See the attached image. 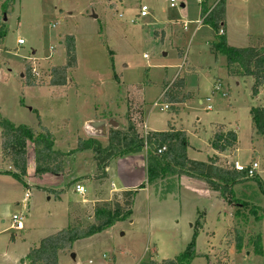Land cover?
<instances>
[{
    "label": "rangeland",
    "instance_id": "obj_1",
    "mask_svg": "<svg viewBox=\"0 0 264 264\" xmlns=\"http://www.w3.org/2000/svg\"><path fill=\"white\" fill-rule=\"evenodd\" d=\"M200 1L174 0L171 7L169 0H0L5 29L0 117L35 133L50 132L53 148L61 151L74 149L79 137L106 145L107 134L92 122L109 131L110 122L122 129L129 117L144 135L145 129L166 130L170 121L185 132L186 156L198 161L215 153L209 138L218 124H225L236 132L237 148L219 154V164L256 161L257 179L264 184V139L254 136L250 114L252 107L264 105V85L253 96L251 77L227 74L225 54L211 46L216 41L212 28L198 24L209 13L201 14ZM203 1L209 7L220 0ZM222 1L226 44H260L264 0ZM141 4L148 7L142 17ZM67 35L74 38L76 65L67 70V85H48L51 66L66 62ZM26 63L43 83L25 84ZM176 75L184 77L183 92L192 95L177 114L159 109L165 103L162 92ZM217 81L219 90L213 86ZM25 148V174L18 178L13 167L8 170L0 147V264H26L29 249L44 237L71 224H96L93 208L111 201V183L137 190L129 217L74 241L58 264H146L173 259L188 248L195 253L189 264H264V254L254 252L253 245L258 239L264 250V196L257 180L235 183L232 193L238 200L231 201L188 174L148 182L146 147L128 158L133 166L114 160L103 177L96 174L90 151L64 160L69 174L37 176L34 146L27 141ZM76 184L85 189L83 195L74 191ZM13 214L21 217L23 229L10 227Z\"/></svg>",
    "mask_w": 264,
    "mask_h": 264
},
{
    "label": "trees",
    "instance_id": "obj_2",
    "mask_svg": "<svg viewBox=\"0 0 264 264\" xmlns=\"http://www.w3.org/2000/svg\"><path fill=\"white\" fill-rule=\"evenodd\" d=\"M201 14L208 10L203 0ZM224 3L217 2L209 13L204 16L203 23L210 25L216 37L211 46L225 54L226 71L229 76H245L253 79L252 95L258 93L264 84V33L261 42L255 46H230L226 44L224 34L219 30L224 25ZM0 26V42L5 33ZM158 32H154L157 35ZM65 43L66 62L61 66H51L48 72L47 84L63 87L68 84L67 70L75 67L74 38L67 35ZM23 79L25 84L34 85L44 81L37 78L31 72L29 63L25 64ZM185 89L184 77L175 76L172 82L166 86L161 99L168 104V109L173 113H179V105L192 97ZM251 123L254 136L264 139V105L251 108ZM167 129L163 131H147L144 135L138 132L136 121L127 119L124 128H110L108 142L102 146L94 137H79L74 149L68 151L53 148V137L50 132L40 130L35 133L32 128L24 125H15L8 119L0 117V147L2 159L9 162L8 170L14 168L13 175L20 178L25 174L26 142L30 141L35 150L34 173L40 176L43 173L69 174L64 165V160L76 152L90 151L96 169L100 177L106 175L105 168L116 157L138 154L146 147V174L147 181L152 182L162 179L168 174H188L202 179L207 188L218 193L224 201L235 199L232 187L243 180H257L261 194L264 196V184L257 179V175L246 177L241 171L233 168V161L227 166L219 164V154L234 153L237 148V134L228 129L224 124L212 131L208 146L215 152L206 161L189 159L186 156V135L181 129H175L170 121ZM165 146V150L158 154L157 148ZM75 181H72L74 183ZM137 190L128 189L114 192L111 201H105L101 205L94 206V220L96 224L81 227L79 224H71L68 228L61 229L47 237H44L38 245H34L25 256L26 264H58L59 256L69 252L74 241L84 238L96 231L111 226L115 221L129 217L134 193ZM121 196V200L117 197ZM238 200V199H235ZM242 203V202H241ZM260 210L264 214V207ZM258 239L253 243L254 252L264 254L259 248ZM241 237H237L236 247L241 246ZM195 253L188 248L173 259H165L161 262L151 260L146 264H189ZM145 264V263H144Z\"/></svg>",
    "mask_w": 264,
    "mask_h": 264
},
{
    "label": "built area",
    "instance_id": "obj_3",
    "mask_svg": "<svg viewBox=\"0 0 264 264\" xmlns=\"http://www.w3.org/2000/svg\"><path fill=\"white\" fill-rule=\"evenodd\" d=\"M169 2H170L169 5L172 7L174 5V0H169ZM211 9H212V7H210L208 10L210 11ZM147 10H148V7L145 4H141L140 8H139V11H138V15L140 17L145 16L147 14ZM202 21H203V18L198 21V24H200ZM183 27H185V24L183 25ZM219 34H223V30L222 29L219 30ZM17 43L18 44H22L23 40L22 39H17ZM31 72H33L34 75H36L38 77V75H37L36 71L34 70V68L31 69ZM220 84L221 83L219 81H217L216 84H213L214 89L219 90V88L221 86ZM154 105H157V102H155ZM207 108L209 109L210 106L208 105ZM159 109L160 110L168 109V104L164 103L162 106L159 107ZM164 150H165V146L161 145V146H159L157 148V153L160 154ZM232 165H233V168L236 171L243 172L246 177H253V176H255L257 174L258 163L256 161H251L247 165H243V164H241V163H239L238 161L235 160V161H233ZM74 191L79 193V194H81V195H83L84 192H85V189L81 185L76 184L74 186ZM25 196H28V193H25ZM10 227L12 229H15V230L23 229V222H22L21 217L16 215V214H13L12 217H11ZM237 264H249V263H237Z\"/></svg>",
    "mask_w": 264,
    "mask_h": 264
},
{
    "label": "crops",
    "instance_id": "obj_4",
    "mask_svg": "<svg viewBox=\"0 0 264 264\" xmlns=\"http://www.w3.org/2000/svg\"><path fill=\"white\" fill-rule=\"evenodd\" d=\"M217 2L215 1L214 2V4H212L211 6H209V7H214V5L216 4ZM208 7V6H207ZM208 7V8H209ZM224 9H225V6H224ZM224 15H225V12H224ZM202 23V22H201ZM200 23V24H201ZM225 21H224V25H223V27L222 28H224V31H223V34H224V37H225V35H226V30H225ZM160 30V31H159ZM159 30H157V31H159L160 33H158V35L157 36H159L160 38H161V40H163L164 39V31H163V29H159ZM223 30V29H222ZM93 123V122H92ZM92 123H91V126H92ZM104 124V123H103ZM225 125V124H224ZM99 126H101V127H99ZM226 126V125H225ZM98 128L99 129V131H101V133H103V134H107V136H108V130H106L107 128H105L104 126H102V124L101 125H96V126H93V128ZM145 127V126H144ZM227 127V126H226ZM146 131H150V130H147V129H145ZM80 153V152H79ZM130 156L131 155H127V156H122V157H116V158H113L110 162H109V164H108V166L105 168V173L107 172V168L109 167V165H110V163L112 162V161H114V160H118V162H119V160H120V162H119V165L120 166H122V165H124V164H126L127 163V167H131V166H133L132 165V163L134 164V160H131V159H128V158H130ZM35 158V157H34ZM125 158V159H124ZM127 158V159H126ZM134 158H136V157H134ZM145 160H146V157H145ZM130 161V162H129ZM33 166H34V159H33ZM73 175H75L76 177H79V176H77L78 174L77 173H72ZM81 176V175H80ZM73 179H75V178H73ZM128 186H126V185H123V186H120V188H115L114 187V185H113V183H111V192H119V191H122V190H128V189H126ZM3 222V221H2Z\"/></svg>",
    "mask_w": 264,
    "mask_h": 264
},
{
    "label": "water",
    "instance_id": "obj_5",
    "mask_svg": "<svg viewBox=\"0 0 264 264\" xmlns=\"http://www.w3.org/2000/svg\"><path fill=\"white\" fill-rule=\"evenodd\" d=\"M263 85H264V84H263ZM101 124H102V123L93 122V123H92V126L101 125ZM110 126H111V127H115V126H117V124H116V123H111V122H110ZM72 256H73V255H72Z\"/></svg>",
    "mask_w": 264,
    "mask_h": 264
}]
</instances>
